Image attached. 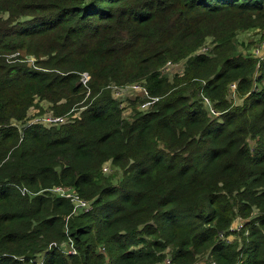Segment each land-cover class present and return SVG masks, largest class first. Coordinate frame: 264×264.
Instances as JSON below:
<instances>
[{
	"label": "trees",
	"instance_id": "trees-1",
	"mask_svg": "<svg viewBox=\"0 0 264 264\" xmlns=\"http://www.w3.org/2000/svg\"><path fill=\"white\" fill-rule=\"evenodd\" d=\"M247 29L264 36V0H0V264H264V53L239 51ZM134 83L150 104L116 93ZM41 101L65 121L31 122Z\"/></svg>",
	"mask_w": 264,
	"mask_h": 264
},
{
	"label": "rangeland",
	"instance_id": "rangeland-1",
	"mask_svg": "<svg viewBox=\"0 0 264 264\" xmlns=\"http://www.w3.org/2000/svg\"><path fill=\"white\" fill-rule=\"evenodd\" d=\"M211 41H212V39H208L201 47L198 48L197 52H199V51L207 52L209 50V48H211L213 45V44H211ZM236 41L238 43V47H239L240 52H242L243 54H251L253 49H255L262 41H264V36L261 37V32L259 31V29H247L245 31L240 32L236 36ZM5 57L14 58L15 61H17V62L32 63L34 61V58H33L34 56H32V55L28 56V54L23 50H18V52L11 53L9 55H6ZM183 70H184V61H180V62L174 63V64L171 63V65H166V66L162 67V69H161L163 75L166 76L170 81H172V78L175 74L181 75L183 73ZM119 89H121V90H119ZM116 91H118V94H119V92H123L125 94L126 93H128V94L134 93L132 91V89H130V88H127L125 90L122 88H116ZM128 96L126 95V97L122 98V100L124 102H126L125 98H128ZM227 99H228V101H232V103H236V104H239L241 102V100L238 97L233 98L231 96H228ZM38 109H35V108L30 109L29 115L32 116L36 113V111H38L40 114L32 116V119L39 120L40 122L45 123L44 118L45 119L49 118V115H51V113H52L50 111V105L45 101H41V103L38 104ZM41 111H42V113H41ZM108 173L109 174H107V175L109 178L113 177V179H115V177L118 176L119 171H118V169H116L114 167H109ZM53 193L58 194L57 192H53ZM206 256H207L206 254L202 255L199 258L197 264H201V263L207 264V262L209 261V258ZM239 261H242V260L239 258Z\"/></svg>",
	"mask_w": 264,
	"mask_h": 264
},
{
	"label": "built area",
	"instance_id": "built-area-1",
	"mask_svg": "<svg viewBox=\"0 0 264 264\" xmlns=\"http://www.w3.org/2000/svg\"><path fill=\"white\" fill-rule=\"evenodd\" d=\"M264 41H262L253 51H252V54H254L255 56H260L262 57V54L264 53ZM199 52H203V51H199ZM205 53V52H203ZM166 65H171L170 62H167ZM80 79L82 81L83 84H86V82L88 81L89 79V75L88 73L86 72H82L80 74ZM230 89H229V92L231 94V96H235V93H234V90L236 88V84L235 83H231V85L229 86ZM127 88H130L132 89L133 92L135 91H141L142 94L146 97H148L150 99V101H145L143 103V106L145 105H148L151 103V101L153 100L150 95H149V92L148 90L146 89L145 86H142L141 84H138V83H134L132 85H129V86H125L123 87L122 89H127ZM116 89V87H115ZM114 89V90H115ZM121 90V89H119ZM118 94V91L116 92ZM121 96V95H119ZM155 100V99H154ZM206 101V107L208 109V112H209V115L210 116H216L217 114H219L210 104L209 100L208 99H205ZM35 121H39V120H34V119H31V122H35ZM44 121L45 123L44 124H47V125H52V124H56V123H59V122H62V121H65V117H56V116H53V115H49V118L45 119L44 118ZM40 122V121H39ZM104 170L106 169V167L103 168ZM53 192H57L58 195L60 196H66V197H70L73 201V204H74V210L75 209H82L84 208L85 210H87L89 208V205H88V202L80 199L75 193L71 192L70 191V188H62V187H55L52 189ZM242 222L240 218H236L234 220V222L232 223L233 225L231 226V231H238L240 230V228L242 227ZM73 252V249L72 247H70V250L68 251V253H71ZM241 261H239L238 259V262L237 264H240ZM38 264H42V262H39ZM166 264H171L170 261L167 259L166 260ZM209 264H216L215 262H211Z\"/></svg>",
	"mask_w": 264,
	"mask_h": 264
},
{
	"label": "crops",
	"instance_id": "crops-1",
	"mask_svg": "<svg viewBox=\"0 0 264 264\" xmlns=\"http://www.w3.org/2000/svg\"><path fill=\"white\" fill-rule=\"evenodd\" d=\"M263 49H264V47H263ZM254 50V49H253ZM253 56H255V55H253ZM70 250V247L68 246L67 248H66V252L68 253V251Z\"/></svg>",
	"mask_w": 264,
	"mask_h": 264
}]
</instances>
